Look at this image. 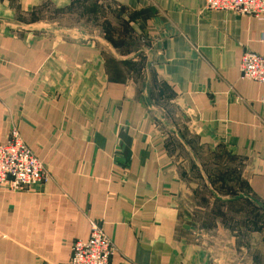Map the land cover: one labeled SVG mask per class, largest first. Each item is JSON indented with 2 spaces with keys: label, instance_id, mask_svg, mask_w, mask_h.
<instances>
[{
  "label": "crops",
  "instance_id": "obj_1",
  "mask_svg": "<svg viewBox=\"0 0 264 264\" xmlns=\"http://www.w3.org/2000/svg\"><path fill=\"white\" fill-rule=\"evenodd\" d=\"M45 1L65 4L0 0V144L16 129L46 173L0 188V264H66L92 220L114 248L109 264H264V221L195 212L150 106L179 104L200 145L245 161L244 191L264 212V83L239 71L244 52L264 58V19L203 0H107L117 43L80 41L22 29L20 15ZM225 190L212 198L247 201Z\"/></svg>",
  "mask_w": 264,
  "mask_h": 264
},
{
  "label": "rangeland",
  "instance_id": "obj_2",
  "mask_svg": "<svg viewBox=\"0 0 264 264\" xmlns=\"http://www.w3.org/2000/svg\"><path fill=\"white\" fill-rule=\"evenodd\" d=\"M20 17L29 21L27 31L30 34L46 32L56 34L60 38H74L80 41H88L92 37L100 38L103 35L117 43L118 35L123 31V27L118 25L116 10L107 0H65V4L60 7H54L45 1L40 5L36 4ZM149 100L151 101V95ZM150 106L151 112L157 117L155 122L170 149L174 169L178 176L184 177L186 185L191 188L190 193L194 195L195 212L202 214L200 212L205 211L207 214L217 211V216L202 217L222 225L235 222H238V226L246 227L260 225L261 221H264V212L244 191L242 178L247 168L245 161L232 156L226 150H218L216 147L209 150L200 145L190 115L179 104L171 106L168 102H158ZM228 187L233 193L237 192V199H245V195L249 198H246L247 201L225 205L212 198L230 197L225 190ZM233 210L237 213L231 215Z\"/></svg>",
  "mask_w": 264,
  "mask_h": 264
},
{
  "label": "built area",
  "instance_id": "obj_3",
  "mask_svg": "<svg viewBox=\"0 0 264 264\" xmlns=\"http://www.w3.org/2000/svg\"><path fill=\"white\" fill-rule=\"evenodd\" d=\"M203 3L207 9L264 19L263 0H203ZM239 71L243 80L264 83V58L250 51L244 52L240 58ZM45 180L46 173L41 162L24 144L17 130L12 128L6 141L0 144V188H29ZM113 251L111 241L103 232L102 223L92 220L88 238L72 243L66 264H109Z\"/></svg>",
  "mask_w": 264,
  "mask_h": 264
},
{
  "label": "water",
  "instance_id": "obj_4",
  "mask_svg": "<svg viewBox=\"0 0 264 264\" xmlns=\"http://www.w3.org/2000/svg\"><path fill=\"white\" fill-rule=\"evenodd\" d=\"M22 29H25L26 31L28 30L27 26H22ZM91 40H98V41H100V38H98V37H92ZM155 119H157L156 116H155Z\"/></svg>",
  "mask_w": 264,
  "mask_h": 264
}]
</instances>
